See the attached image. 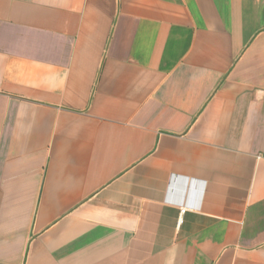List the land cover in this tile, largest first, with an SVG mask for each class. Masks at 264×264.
Masks as SVG:
<instances>
[{
    "label": "crops",
    "instance_id": "crops-1",
    "mask_svg": "<svg viewBox=\"0 0 264 264\" xmlns=\"http://www.w3.org/2000/svg\"><path fill=\"white\" fill-rule=\"evenodd\" d=\"M0 264H264V0H0Z\"/></svg>",
    "mask_w": 264,
    "mask_h": 264
},
{
    "label": "built area",
    "instance_id": "built-area-1",
    "mask_svg": "<svg viewBox=\"0 0 264 264\" xmlns=\"http://www.w3.org/2000/svg\"><path fill=\"white\" fill-rule=\"evenodd\" d=\"M184 209H185V208H181V209H180V212L182 213V212L184 211Z\"/></svg>",
    "mask_w": 264,
    "mask_h": 264
}]
</instances>
